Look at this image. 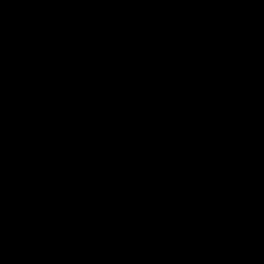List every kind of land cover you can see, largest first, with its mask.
Returning <instances> with one entry per match:
<instances>
[{
  "label": "water",
  "instance_id": "1",
  "mask_svg": "<svg viewBox=\"0 0 264 264\" xmlns=\"http://www.w3.org/2000/svg\"><path fill=\"white\" fill-rule=\"evenodd\" d=\"M0 264H264V0H0Z\"/></svg>",
  "mask_w": 264,
  "mask_h": 264
}]
</instances>
